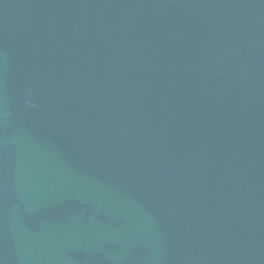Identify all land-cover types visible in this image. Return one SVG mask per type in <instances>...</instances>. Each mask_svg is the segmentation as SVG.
<instances>
[{
  "label": "water",
  "instance_id": "water-1",
  "mask_svg": "<svg viewBox=\"0 0 264 264\" xmlns=\"http://www.w3.org/2000/svg\"><path fill=\"white\" fill-rule=\"evenodd\" d=\"M0 264H264V0H0Z\"/></svg>",
  "mask_w": 264,
  "mask_h": 264
}]
</instances>
